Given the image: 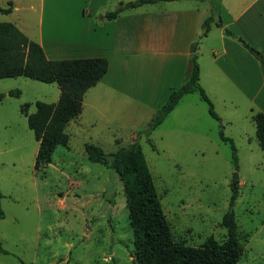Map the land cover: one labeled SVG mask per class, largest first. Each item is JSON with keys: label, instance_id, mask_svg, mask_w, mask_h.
Here are the masks:
<instances>
[{"label": "rangeland", "instance_id": "rangeland-1", "mask_svg": "<svg viewBox=\"0 0 264 264\" xmlns=\"http://www.w3.org/2000/svg\"><path fill=\"white\" fill-rule=\"evenodd\" d=\"M1 13L0 21H9ZM207 80L204 76V83ZM14 89L21 94H9ZM58 90L56 82L26 76L0 79V92L7 94L0 101V191L5 211L0 242L7 251H0V264H136L124 184L115 171L91 161L84 144L99 143L109 154L135 139L146 156L175 242L198 247L211 236L224 241L223 218L234 211L243 246L236 264H264V152L245 102L234 108L212 99L219 115L214 118L199 93L192 92L182 103L188 114L177 122L173 113L150 134L142 132L151 120L147 113L133 115L116 107L109 113L112 127L105 118L91 126L88 118L95 110L87 106L85 124H68V145H57L51 163L36 170L39 142L22 106L30 103L29 112H35L36 101L52 103ZM221 130L237 149L240 184L234 204L233 149L221 139Z\"/></svg>", "mask_w": 264, "mask_h": 264}, {"label": "crops", "instance_id": "crops-1", "mask_svg": "<svg viewBox=\"0 0 264 264\" xmlns=\"http://www.w3.org/2000/svg\"><path fill=\"white\" fill-rule=\"evenodd\" d=\"M133 1L0 0L2 7L13 5L12 12L1 13L9 17L5 20L40 43L49 59H108L107 73L85 93L83 111L69 125L85 124L82 117L87 106L95 110L88 118L91 126L105 118L112 127L109 113L116 107L133 115L147 113L151 119L183 83L191 46L199 40L214 4L219 14L197 48L200 84L215 102L234 108L245 102L251 117L253 112L264 113V68L244 44L264 55V0L158 1L125 7L117 17H107ZM190 93L168 116L176 113L179 122L188 114L182 103ZM59 97L60 88L52 103Z\"/></svg>", "mask_w": 264, "mask_h": 264}, {"label": "trees", "instance_id": "trees-1", "mask_svg": "<svg viewBox=\"0 0 264 264\" xmlns=\"http://www.w3.org/2000/svg\"><path fill=\"white\" fill-rule=\"evenodd\" d=\"M172 0H136L120 6L107 14L115 18L125 7H138L145 3ZM13 5L0 6V12L10 13ZM219 14L214 4L211 15L206 18L199 40L191 46V54L185 78L179 88L172 90L166 103L155 113L142 132L150 134L169 115L181 98L190 92L198 91L203 101L208 104L209 113L218 118L214 102L200 84V65L197 48L200 39L207 35L215 15ZM217 25H222L221 19ZM226 31L235 36L229 29ZM245 46L255 55L264 68V55L254 46ZM109 66L105 57H88L52 60L46 56L42 45L30 39L11 21H0V79L26 76L40 81L56 82L60 88L57 102L36 101V111L29 112L30 103L22 106L27 116L28 125L34 131L39 142L35 168L41 170L52 161L54 149L59 144L68 145L69 135L66 127L70 121L83 111L85 93L95 86L107 73ZM9 94L19 96L21 91L14 89ZM6 93L0 92V101ZM252 119L256 124V136L264 152V113L253 112ZM223 141L230 142L233 149L235 171L230 183L231 204L239 196L238 156L235 143L231 137L220 131ZM88 158L99 162L115 171L124 184L129 209L131 227L136 247V264H236L243 254V246L238 238V223L234 211L228 212L222 224L227 228V237L219 242L209 237L198 247L179 244L174 241L170 224L163 212L160 197L149 168L146 156L137 139L128 147H121L116 152L106 153L93 142L85 144ZM4 194L0 191V218L5 217L1 206ZM0 251L7 252L1 242Z\"/></svg>", "mask_w": 264, "mask_h": 264}, {"label": "water", "instance_id": "water-1", "mask_svg": "<svg viewBox=\"0 0 264 264\" xmlns=\"http://www.w3.org/2000/svg\"><path fill=\"white\" fill-rule=\"evenodd\" d=\"M222 120L220 119V122H221Z\"/></svg>", "mask_w": 264, "mask_h": 264}]
</instances>
